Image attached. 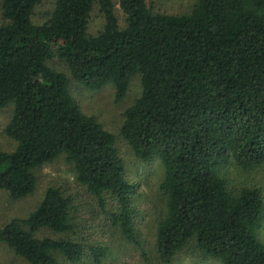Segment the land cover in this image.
I'll return each mask as SVG.
<instances>
[{
	"label": "trees",
	"instance_id": "1",
	"mask_svg": "<svg viewBox=\"0 0 264 264\" xmlns=\"http://www.w3.org/2000/svg\"><path fill=\"white\" fill-rule=\"evenodd\" d=\"M40 2L1 0L0 109L13 105L5 131L16 145L0 148V190L13 199L33 193L34 168L64 154L102 209L105 195L115 200L118 210L108 218L145 256L133 231L136 186L115 136L81 110L67 75L47 60L62 58L87 89L111 83L116 101L139 74L141 93L124 111L120 134L139 160L158 157L164 168L159 260L170 263L192 239L222 264H264L260 191L234 193L223 173L229 163L264 164V0H197L179 15L154 13L147 0H118L124 27L112 0H55L37 24ZM95 4L104 24L90 35ZM71 206L70 196L50 186L27 218L0 227V240L29 264H58L53 251L79 262L86 248L99 263L104 246L34 235L41 227L71 230Z\"/></svg>",
	"mask_w": 264,
	"mask_h": 264
},
{
	"label": "rangeland",
	"instance_id": "2",
	"mask_svg": "<svg viewBox=\"0 0 264 264\" xmlns=\"http://www.w3.org/2000/svg\"><path fill=\"white\" fill-rule=\"evenodd\" d=\"M120 27H124L125 15L119 7L118 0H112ZM197 0H147L148 7L154 13L185 14L189 13ZM55 0H41L34 9L33 21L37 24L45 22L54 7ZM3 22L0 0V24ZM104 18L95 4L90 13L87 33L96 35L102 30ZM47 64L56 71L63 72L69 79V91L79 103L81 110L94 116L103 127L114 134L115 145L126 165L130 182L136 186L133 208V231L140 248L127 239L118 224L114 225L108 215L117 212V203L105 195V209H102L96 196L76 179V173L64 154L54 160L34 168L36 187L33 193L13 199L6 190H0V227L12 219H25L38 206L46 189L58 187L66 196L71 197L70 217L72 229L69 231H54L41 227L34 235L37 238L75 239L85 242L87 246H104L106 253L96 263L86 248L79 262H70L62 253L53 251L58 264H165L161 262L156 252V228L160 218L165 213V197L159 190V183L164 177V168L158 157L149 161L139 160L133 153L127 141L121 136L120 128L124 121V111L141 93V78L139 74L131 77L126 96L121 101L115 99V89L111 83L98 90L83 87L71 75L68 66L57 55L47 60ZM13 105L7 104L0 109V148L12 151L15 141L7 135L8 124ZM227 185L234 193L242 188H258L264 206V164L254 169H243L234 163L224 167ZM24 228H28L24 225ZM258 240L264 244V218L262 226L257 231ZM0 264H29L22 256L16 254L6 243L0 240ZM168 264H222L218 259L205 257L201 254L195 242L191 239L173 257Z\"/></svg>",
	"mask_w": 264,
	"mask_h": 264
}]
</instances>
